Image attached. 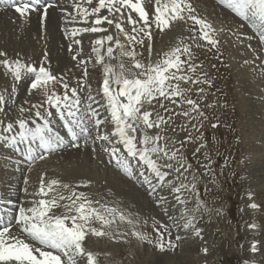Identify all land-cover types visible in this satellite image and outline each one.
Returning <instances> with one entry per match:
<instances>
[{
    "label": "snow or ice",
    "instance_id": "snow-or-ice-1",
    "mask_svg": "<svg viewBox=\"0 0 264 264\" xmlns=\"http://www.w3.org/2000/svg\"><path fill=\"white\" fill-rule=\"evenodd\" d=\"M40 2L41 0H6V3L25 19L33 12L41 11ZM220 3L243 20L252 21L257 29L260 50L264 51V0H220ZM92 4L93 0H73L80 22L87 24L90 16L94 19L90 26L74 27L70 31L66 29L65 34L71 37L81 33L106 34L95 39L92 47L95 56L89 58L103 67L101 87L93 95L83 78L76 81V86H70L66 76L57 77L45 66L47 53L37 67L19 58L9 60L7 54L0 51V66L12 80L10 90L8 87L0 90V142L8 144L11 148L26 144V156L31 171L32 163L37 159H45L43 154L35 155L38 150L51 154L68 143L64 136L50 126L48 118L53 116L54 109L63 120L73 147H80L77 141L81 138L87 144L92 131H95L100 139L114 145L111 155L116 161V166L129 177L136 173L131 163L126 158H121L120 149L115 145H123L129 156L138 158V161L142 162L139 176L149 185L151 193L156 195L166 191L173 195L175 202L185 206L180 216L182 227L185 230L191 229L195 235L200 236L202 230L196 227L195 221L196 213L202 211L204 202L197 192L198 177L195 173L192 176L193 182L185 183V173L193 169V163L189 161L183 149L188 142L195 143L204 139L201 129L209 118L203 108L212 105L204 106L199 101L203 100L206 94V88L202 85L210 87L212 81L207 72L202 71V62H196L197 52L194 49H216L219 52L221 41L217 37V30L206 19L195 14V8L189 0H155V11L151 16L146 11L144 0H97L96 6H83ZM50 7L52 5L43 7L42 18L47 17ZM185 17L193 22L188 29L191 33L188 39L192 43L181 39L177 45L158 55L153 61L150 42L154 30L163 32L170 28V22L185 21ZM75 21L76 17H72L68 22ZM113 27L115 34L109 32ZM232 35L240 43L252 39L251 36H244L238 29ZM198 41H206L207 44ZM74 43L79 45L81 41L77 39ZM145 46L148 57H144L143 52L139 51ZM247 46L252 48L251 44ZM72 50L70 44L69 52ZM252 51L255 55L257 50L252 48ZM80 56L81 52L77 50L71 59L77 62L76 67L84 66L83 77H87L89 60L78 59ZM121 58H127L129 63L126 64ZM112 59L119 61V70L106 62ZM248 63L250 61L245 60V64ZM28 75L34 77L31 90L39 91L41 99L36 103L25 99L18 104L17 82ZM261 75L264 76V70ZM56 83L62 85V93H57L54 88L49 87L50 84ZM189 83L198 86L196 92L201 94L198 99H193L188 94L191 88L182 87V84ZM86 87L89 89L88 103L85 109H81L79 92ZM31 94L30 91L29 96ZM97 96L100 99H97ZM156 104L163 113L156 109ZM169 105L179 107L180 111ZM101 109L104 110L103 117ZM13 110L16 115L12 120L6 121L4 117ZM175 117L186 118L181 126V130L187 132L184 141L167 136L169 130L176 131L173 127ZM37 118L43 123H38ZM106 124L111 126V130L102 133V126ZM211 126L217 127L216 124ZM192 130L199 135H195ZM176 144H180V147H175ZM204 148L206 143L202 142L192 153L196 164H200L197 153H201ZM202 155L208 163L201 167L211 172V157L207 152ZM28 183L25 179L24 184ZM88 183L90 182L82 181L81 185L76 187H87ZM76 187L55 178L46 181L42 175L36 191L29 193L28 187L24 188L25 194L32 197L30 201L25 202L28 206L21 204L8 209L6 213L0 210V264H80L81 259L84 264H98L97 255L85 246L86 239L89 235L112 238L113 233L104 229L112 228L118 221L131 226L132 235L138 240L152 243L147 233L136 229L139 219H134L130 214L126 215L118 207L90 199L86 192H77ZM61 188L70 189V194L64 195L59 191ZM184 192L191 193L196 199L194 208H187V200L182 198ZM156 202L161 205L169 204L166 195H158ZM6 204L11 205L13 201L0 197V205ZM250 207L255 209L258 205L253 203ZM54 209L63 211L57 214ZM165 212L167 213V207ZM152 220L157 234L156 247L161 251H164L166 246L168 249H175L177 245L171 239L165 240V234L169 237L171 235L170 229L164 224L156 227L159 222L155 218ZM143 223L147 224L148 221L144 220ZM96 224L101 227L94 226ZM117 235L118 238H123L127 234ZM175 239L179 241L180 237ZM204 251L207 252V249ZM251 251H257L255 243L252 244Z\"/></svg>",
    "mask_w": 264,
    "mask_h": 264
},
{
    "label": "rangeland",
    "instance_id": "rangeland-1",
    "mask_svg": "<svg viewBox=\"0 0 264 264\" xmlns=\"http://www.w3.org/2000/svg\"><path fill=\"white\" fill-rule=\"evenodd\" d=\"M69 2L71 4H68ZM189 2L195 8V14L198 17L206 19L214 26L217 37L221 41L219 52L216 49L211 51L207 48L194 49L197 52L196 62H202V71L207 72L208 78L212 81L210 87L202 85L206 88V94L199 102L204 106L212 105V107L203 108L209 118L201 129L204 139L195 143L188 142L183 149L189 161L193 163V169L185 173L187 176L185 183L193 182L192 176L195 173L198 177L197 192L204 202L202 211L196 213L195 221L196 227L202 230L201 235L197 236L193 230H185L182 227L183 221L180 220V216L185 206L175 202L173 195L166 191L158 192L156 195L151 193L149 185L144 183L143 177L139 176L142 162H139L138 158L127 159L130 160L132 167L135 166L133 169L136 173L133 177H129L115 166V162L109 160L107 162L105 159V147L110 144L108 142L94 143L93 140L97 137L90 136L87 144L82 138L78 148L69 144L51 154L38 150L35 154L37 156L43 154L45 159H37L32 163L31 171H29L30 162L26 156V144L11 148L8 144L0 142V197L13 201L11 205H1L0 210L3 209L6 213L8 209L21 204L28 206L25 202L30 201L32 197L25 194L24 188L28 187L29 193L36 191L42 175L46 181L55 178L73 187L81 185L82 181L90 182L87 187H76V191H84L90 199L118 207L126 215L130 214L134 219H139L136 229L147 233L152 239V243L138 240L132 235L131 226L126 222L118 221L112 228L104 229L113 233L112 238L89 235L86 239L85 246L87 250L97 255L98 264H264V76L261 75L264 70V51L260 50L261 46L255 45V42H258L257 29L252 21L243 20L226 5L221 4L220 0H189ZM144 3L146 11L151 16L155 11V0H144ZM96 4L97 0H93L92 5L83 6L92 7ZM55 5L57 10L54 9L51 15L55 14L56 25L62 28L60 38L56 40L58 49L55 53H52L50 49L45 51L46 47L52 45L48 41L51 38L48 37L47 41L41 38L43 26L39 17L42 10L40 13L33 12L34 14L32 13L22 21V17L14 11V8L8 9L7 6H0V51L5 52L9 60L19 58L37 67L47 53L45 66L54 75L66 76L70 86H76V81L83 78L90 86L92 94L95 95L102 84L103 67L89 58L95 56L92 52L95 39L106 34L81 33L75 37L67 36L66 29L70 31V27L90 26L94 17L90 16L87 24L80 22L73 0H56ZM72 17H76V21L68 22ZM192 24L193 22L185 17V21L170 22V28L163 32L155 29L150 42L153 48L151 59L155 61L158 55L170 50L181 39L191 44L192 41L188 39L191 33L188 29ZM245 24L253 29L248 32L244 28ZM22 26L29 28L25 30L21 28ZM222 28L224 30L220 31ZM237 29L244 36H251L252 39L240 43L232 35ZM109 32L115 34L114 27L109 29ZM30 34L34 36L33 39ZM77 39L81 41L79 45L74 43ZM65 40H68L67 43H72V52H69V46H65L63 42ZM121 40L123 41V37ZM198 42L207 44L206 41ZM248 44L257 50L255 55L252 48L247 46ZM77 50L81 52L78 59L89 60L87 77H83L84 66L76 67L77 62L71 59ZM139 51L143 52L144 57H148L146 46ZM116 54L118 55V52ZM244 54L246 57L242 58L241 55ZM121 59H124L126 64L129 63L127 58ZM245 60L250 63L245 64ZM106 62L119 70L117 59ZM250 74L253 81L258 84L259 95L253 93L255 88L249 83L251 76L246 79V75L249 77ZM33 78L32 75H28L17 82L18 104L25 99L33 103L41 99L39 91L31 90ZM11 83V76L0 66V90L5 87L10 90ZM49 87L54 88L57 93L63 92L62 85L59 83L50 84ZM182 87L191 88L188 94L193 99H198L201 95L196 92L197 85L189 83L182 84ZM84 89L79 94L81 109H85L88 103L89 89L87 87ZM30 91L31 96H29ZM97 99L100 97L97 96ZM156 109L163 113L158 104ZM176 111H180V108L176 107ZM101 113L103 117V109ZM15 115L13 110L4 119L12 120ZM48 119L52 128L63 132L60 117L54 109L53 116ZM185 121L184 117H175L173 127L176 131L169 130L167 136L184 141L187 132L182 131L181 126ZM37 122L43 123L38 118ZM193 123L196 122L193 121ZM212 124H216L217 127L213 128ZM102 130L110 131L111 126L106 124L102 126ZM192 131L195 135H199L195 133V130ZM202 142L206 143V148L202 149L201 153H197L200 164H196L192 153ZM116 147L123 151L122 146ZM175 147H180V144H176ZM204 152L211 157V172L201 167L208 163L203 159ZM145 174H148L146 170ZM25 179L29 181L27 185L24 184ZM59 191L64 195L70 194V189L61 188ZM158 195H166L169 204L157 203ZM182 198L187 200L188 209L196 206V199L191 193L184 192ZM253 203L258 207L255 209L250 207ZM165 207H167V213ZM53 211L60 214L63 209ZM152 218L159 222L156 227L164 224L170 229L171 235L169 237L165 234V240L171 239L177 245L175 249H168L166 246L165 250L161 251L156 247L157 234L152 226ZM144 220L148 223L144 224ZM94 226L101 227L99 224ZM117 233L127 235L118 238ZM177 236L180 237L179 241L175 239ZM253 243L257 246L255 253L251 251ZM204 249H207V252ZM80 264H84L83 259Z\"/></svg>",
    "mask_w": 264,
    "mask_h": 264
},
{
    "label": "bare ground",
    "instance_id": "bare-ground-1",
    "mask_svg": "<svg viewBox=\"0 0 264 264\" xmlns=\"http://www.w3.org/2000/svg\"><path fill=\"white\" fill-rule=\"evenodd\" d=\"M56 0H46V1H43L42 0V2H40V5H43V6H47V5H52V7H50V11L48 12V14H47V17L46 18H42V15H41V17H39L40 18V23H41V25L43 26L42 27V31H43V34H42V36H41V38H43L42 40H45V41H47L48 40V37H50L51 39L50 40H48L52 45L51 46H48V47H46L45 48V51L47 52V50H49L50 49V51L52 52V53H55V50H57L58 49V47H57V44L58 43H56L57 41V39L58 38H60V35H61V32H62V28L61 27H59V26H57L56 25V16H55V14H52L51 15V13H52V11L54 10V9H56L57 10V7H56V5H54V4H51V3H53V2H55ZM68 4H71L70 2L68 3ZM1 5H5V6H7L8 7V9L9 8H11L12 6L9 4V3H6V0H0V6ZM39 5V6H40ZM64 5H66V4H64ZM58 6V5H57ZM58 9H60V8H58ZM61 11V10H60ZM226 12V11H225ZM10 13V12H9ZM36 13V12H35ZM40 13V12H39ZM64 13V12H63ZM34 14V13H33ZM59 14V13H58ZM225 14H227V13H225ZM32 15V14H31ZM62 15V14H61ZM58 17V16H57ZM37 18V17H36ZM8 19V18H7ZM23 19L24 18H22V21H23ZM34 19V18H33ZM62 21H63V19H62ZM250 21V20H249ZM61 22V21H60ZM62 23V22H61ZM60 23V24H61ZM62 25V24H61ZM243 25H244V23H243ZM246 25V24H245ZM25 26V25H24ZM27 26V25H26ZM70 27V26H69ZM22 29H25L26 30V28H24L23 26L21 27ZM29 28V27H28ZM27 28V29H28ZM244 28L248 31V32H250L252 29H251V27L249 26V25H246V27L244 26ZM70 29H72L71 27H70ZM251 29V30H250ZM28 31V30H27ZM26 32V31H25ZM40 32V29H39V31H38V33ZM32 36V39L34 38V36L32 35V34H30V37ZM21 37V36H20ZM12 38V37H11ZM63 38L64 39H66V37L63 35ZM62 38V39H63ZM11 41V40H10ZM31 41V40H30ZM257 41V40H256ZM17 42V41H16ZM20 42V41H19ZM64 42V44H65V46H69L70 44H72V43H67L68 42V40H65V41H63ZM66 42V43H65ZM23 43V42H22ZM35 44V43H34ZM63 44V45H64ZM253 44H254V41H253ZM255 45H257L258 47L259 46H261L258 42L256 43L255 42ZM23 48H24V46H22ZM68 52V51H67ZM246 53V52H245ZM68 54H69V52H68ZM242 54V53H241ZM246 54H248V53H246ZM246 54H244V55H241V57L242 58H244V57H246ZM61 55H63V54H61ZM65 55V54H64ZM67 56V55H66ZM66 59V58H65ZM68 59V58H67ZM68 62H70V61H68ZM68 62H65V63H68ZM69 64V63H68ZM251 70H252V68H251ZM80 71V70H79ZM83 71V70H82ZM246 74H248L247 72H246ZM250 76H251V74L249 75V77H248V75H246V79H249L250 78ZM249 83H250V85L251 86H253L254 88H255V91L253 92L255 95H259L260 93V91L259 90H257L258 89V84H256V81H253V79H252V76H251V80H249ZM93 85V84H92ZM83 90H85V89H83ZM79 94H81L80 92H79ZM36 97H38V96H36ZM263 107V106H262ZM60 125L58 124V127H59ZM62 126V125H61ZM57 128V127H56ZM100 138V137H99ZM66 141H68V143L66 144V146L67 145H69V144H71L72 145V141H71V136H70V134L69 133H67V135H66ZM82 140V138L79 140V141H77V143L78 142H80ZM100 141H103L102 139H99ZM65 146V147H66ZM83 146V145H82ZM119 146V145H118ZM122 146V149L124 150V151H126L127 152V149L123 146V145H121ZM126 149V150H125ZM75 151V150H74ZM36 155V154H35ZM119 155L120 156H124L123 154H122V152H121V154L119 153ZM123 158H126L125 156L123 157ZM129 157H127L126 159H128ZM130 158H131V156H130ZM133 158V157H132ZM49 159V158H48ZM264 159V158H263ZM263 168H264V163H263ZM122 188H126V187H124V186H121ZM129 190H130V188H129ZM153 200V199H152ZM1 206V205H0ZM5 209V208H4ZM7 209V208H6ZM161 210V209H160ZM159 210V211H160ZM2 211H4L3 209H2Z\"/></svg>",
    "mask_w": 264,
    "mask_h": 264
}]
</instances>
